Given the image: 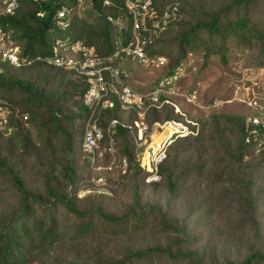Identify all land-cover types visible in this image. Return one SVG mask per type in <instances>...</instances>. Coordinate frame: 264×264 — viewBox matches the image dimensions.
Returning a JSON list of instances; mask_svg holds the SVG:
<instances>
[{
  "label": "trees",
  "instance_id": "trees-1",
  "mask_svg": "<svg viewBox=\"0 0 264 264\" xmlns=\"http://www.w3.org/2000/svg\"><path fill=\"white\" fill-rule=\"evenodd\" d=\"M72 1L18 0L14 13L1 16L0 24L11 29L28 59L48 54L59 35L108 54L112 30L105 15L115 9L92 0L82 17L71 13L59 25L57 11ZM169 4L176 5L174 18L147 49L169 58L177 47L166 73L186 50L202 47L204 59L210 54L223 58L229 35L248 46L254 42L264 52V0H154L157 10ZM85 88L83 80L44 62L20 68L0 62V107L9 110L0 127V264H264V157L244 144L240 115L210 114L203 122L206 130L197 121V132L174 141L184 144L171 148L158 164L159 181L151 183L144 182L146 171L134 160L131 133L117 124L113 138L127 159V170L116 180L106 178L107 192L79 195L80 187L92 186L80 149L81 128L74 125L83 113ZM174 115L172 106L164 104L150 109L146 119H176ZM102 116L106 121L117 111L106 110ZM189 139L196 144L192 148L185 145ZM203 172L208 177L197 188L201 192L183 186L186 179L202 178ZM156 191L165 198L154 199ZM177 200L185 206L172 216L168 204ZM210 207L220 211L217 220L230 225L232 235L248 236L245 242L236 237L232 244L246 243L243 256L233 255L241 246L211 254L199 246L194 226L186 221H192L191 215L196 222L206 218ZM210 216L205 223L208 239L220 228Z\"/></svg>",
  "mask_w": 264,
  "mask_h": 264
},
{
  "label": "built area",
  "instance_id": "built-area-1",
  "mask_svg": "<svg viewBox=\"0 0 264 264\" xmlns=\"http://www.w3.org/2000/svg\"><path fill=\"white\" fill-rule=\"evenodd\" d=\"M117 2L103 0L101 5L115 6L123 12L114 16L105 15V20L114 33L111 38L112 48L108 54L99 55L93 46L85 45L81 41L65 43L57 39L52 45V55L43 59L35 57L47 64L72 71L75 78L86 83L80 99L85 111L80 149L85 154L92 173L89 183L92 186L84 189L86 193L93 190L107 192L104 186L106 178L116 180L128 168L126 157L115 146L113 131L117 124L126 128L133 137L134 160L146 171L143 179L145 183L159 181L158 164L167 156L174 140L197 132V122L187 117L182 120L146 121V113L150 109L159 110L164 104L171 105L175 113L182 114L171 96L177 93L175 85L185 75L184 66L178 64L170 73L159 75L149 90L137 91L129 85L128 72L121 64L122 60L127 59L143 67L165 65L163 56L149 54L147 49L173 20L176 5H164L161 10H157L154 0ZM72 3L68 7L61 6L55 15L56 23L64 26V19L71 13L80 15L87 4L92 7V0H74ZM17 5L18 0H0V15L12 14ZM15 49L10 31L0 27V60L11 66L23 64L25 61L19 60ZM195 97L194 89L185 94L186 102L192 104ZM236 99L245 103L250 110V114L243 117V142L252 154L264 157V88H259L247 100L241 97ZM112 109L133 111L136 121L131 124L115 117L103 120L102 113ZM4 112L6 114V109L0 107L2 128L6 123ZM243 158L246 159L247 155ZM114 172L115 178L111 176ZM80 189L83 188L80 187L78 193L83 195Z\"/></svg>",
  "mask_w": 264,
  "mask_h": 264
},
{
  "label": "rangeland",
  "instance_id": "rangeland-1",
  "mask_svg": "<svg viewBox=\"0 0 264 264\" xmlns=\"http://www.w3.org/2000/svg\"><path fill=\"white\" fill-rule=\"evenodd\" d=\"M66 5L67 7L69 6V4ZM85 18L87 20H92V17L87 16L86 14ZM53 31L54 29L52 30V32ZM67 37L68 36L66 35H59V37L57 38L65 39ZM225 46L226 49L223 52V58L219 54H210L206 59H204V49L202 47H199L194 51L186 50V53L179 59L178 64L182 67H185V69L183 67L185 75L176 84V91H178L179 94L173 97V100L179 106V110L183 113L180 114L181 116L174 115V118L179 120H182L185 117L195 118L198 122H200V129L206 130V126L203 122L207 121L210 114L225 113L230 115H240L242 119L245 115L250 114V110L245 105V103H241L236 98L241 97L242 99L247 100L250 96L255 95L257 91H259V88H264V52L261 51L262 53H259L257 50L258 47L254 42H252L251 46H248L241 43L233 35L227 36L225 40ZM174 48L170 57L177 55L178 49L177 47ZM165 51L168 52L167 48L165 49ZM162 56H164L166 60V63L163 67H143L138 65L135 61L126 59L123 62L122 60L124 67L129 72V80L131 82V85L139 90H149L154 83V80L159 75L165 73L169 68L168 63L170 57L168 58L163 54ZM193 88L196 89V98L194 104H188L185 101V94L187 90ZM68 104L69 109L76 110V106L72 105L70 102H68ZM4 109H6L7 112L9 111L7 107H4ZM6 114L4 112V115ZM122 116L126 122H129L131 124L136 121V116L133 111L123 112ZM83 119L84 114L81 117H76L74 119V125L80 128L81 120ZM26 127L30 128V126L28 125ZM181 144L184 143L178 141L176 142V144H172L169 147L168 152H170L171 148H173L175 145ZM185 145L186 147L188 146L189 148H192V146L196 144L192 139H189L187 142H185ZM197 146L200 147L199 145ZM176 161L177 163H180V158H178V160L176 159ZM115 175L116 172H114V174H111V176L114 178ZM201 176L203 177L200 178L198 176V179H194V177L188 180L186 179L183 186L189 187L190 192H201L197 188L204 186L206 181L205 178L208 177L207 172H203ZM80 190H82L83 193H86L84 189ZM144 191L145 192L143 193V195L146 196L148 192L146 190ZM152 196L154 197V199H160L163 196L165 198L164 193L160 191H156L154 194H152ZM118 201L124 202V199H118ZM184 206L185 204L182 200L171 201L170 204H168L170 212L175 213L172 216L179 215ZM218 213H220V211L210 207L208 215H211L210 218L213 217L217 220L216 216L218 215ZM208 215L206 218H202L198 222H196V218L191 215L190 220L192 221L186 222H191L190 224L194 226L195 234H197L198 238H200L199 246H206L203 248L209 254L213 252L219 253L221 250H224L227 253V249L240 247V243H238L240 244V246H237V244L236 246L232 245L233 243H235L234 238L236 239V237L240 241L242 239L243 242H245L248 236L240 238L239 236L232 235V232L230 231L232 227L226 222L224 224H220L218 220L217 222L219 223V229L222 231H220L219 229H216L213 232L211 231V236L208 239L206 236L208 229L205 224L208 223ZM222 220H225V214L223 215ZM220 232H222V235L220 234ZM227 234L231 236L233 241L225 239ZM251 246L252 243L250 247ZM245 247L246 243H243V247L241 246L242 249L236 253H233V255L236 257L240 255L243 256ZM205 260L207 259H204V261Z\"/></svg>",
  "mask_w": 264,
  "mask_h": 264
},
{
  "label": "clouds",
  "instance_id": "clouds-1",
  "mask_svg": "<svg viewBox=\"0 0 264 264\" xmlns=\"http://www.w3.org/2000/svg\"><path fill=\"white\" fill-rule=\"evenodd\" d=\"M66 1V0H65ZM102 1L103 0H101V2H100V7L101 8H107V9H115V14H111L112 16H114V15H116L117 13H119V14H123V12H122V10H121V8H116L115 6H101L102 5ZM113 3L115 2H117L118 0H111ZM73 2V1H72ZM73 4V3H72ZM72 4H70V5H72ZM118 4V2L115 4V5H117ZM64 5H66V4H64ZM18 6V5H17ZM67 6V5H66ZM16 10V9H15ZM14 10V11H15ZM14 13V12H13ZM12 13V14H13ZM12 14H5V15H12ZM107 15V14H106ZM1 16H4V15H0V17ZM79 17H82V15H81V13H80V15H78ZM0 27H2L3 29H8V31H10V38H11V42H12V46L13 47H15L16 49H15V52H16V54H17V56L19 57V60H24L25 62L23 63V64H21V65H19V66H11V65H9L7 62H5V61H2V60H0V62H3L4 64H6L7 66H9V67H13V68H20V67H22V66H25V65H27V64H30L32 61H40V62H44V63H46L44 60H40V59H35V57H39V58H45V57H47V56H50V55H52V51H51V49H52V45H53V43H54V41L55 40H60V41H63V42H65V43H70V42H74V41H81V40H79L78 38H73L72 36H68L67 38H65V39H59V38H55L54 40H53V42L51 43V45H50V48H49V52H48V54H46V55H35V56H33L31 59H28V58H26L25 56H22L21 55V47H20V43L15 39V38H13V34H12V31H11V29H9L8 27H5V26H3V25H1L0 24ZM112 30V29H111ZM166 30V29H165ZM164 31V30H163ZM113 35H114V33H113V31L111 32V36L113 37ZM160 36V35H159ZM111 37V38H112ZM82 42V41H81ZM83 43V42H82ZM84 44V43H83ZM85 45H87V44H85ZM91 46V45H90ZM158 55V54H157ZM162 56V55H161ZM164 57V56H163ZM29 61V62H28ZM28 62V63H27ZM124 62V61H123ZM123 62L121 61V64H122V66H123V68L125 69V70H127L125 67H124V65H123ZM47 64V63H46ZM47 65H50V66H52V67H55V66H53V65H51V64H47ZM55 68H58V67H55ZM58 69H61V70H63V71H66V72H70L71 74H72V77L73 78H75L74 77V75H73V72L72 71H69V70H64V69H62V68H58ZM128 72V71H127ZM165 74H166V72H165ZM76 79H79V78H76ZM130 75H129V72H128V83H129V85L130 86H132L131 85V82H130ZM82 80V79H81ZM84 81V80H83ZM177 84V83H176ZM153 85V84H152ZM133 87V86H132ZM133 88H135V87H133ZM175 90H177V85H175ZM137 89V88H136ZM194 89V88H193ZM190 90H192V89H189V90H187V92L186 93H188ZM195 91H196V89H194ZM179 93H178V91H177V93H175V94H173L172 96H171V100L174 102V100H173V97H175V96H177ZM196 98V97H195ZM80 99H81V97H80ZM186 101V100H185ZM80 103H81V101H80ZM175 103V102H174ZM188 104H192V103H189V102H187ZM176 104V103H175ZM194 104V103H193ZM81 107H82V110H83V113H82V115L84 114V116H85V111H84V108H83V106H82V104H81ZM173 108V107H172ZM113 110V109H112ZM116 110V109H115ZM106 111V110H105ZM109 111H111V110H109ZM117 111V116H115V118H118V119H123L124 120V118H123V116H122V111H118V110H116ZM173 112H174V110H173ZM175 113V112H174ZM183 113V112H182ZM177 114V113H176ZM179 115V114H178ZM184 115H185V113H184ZM179 116H181V115H179ZM146 117H147V113H146ZM112 118V117H111ZM188 118V117H187ZM189 119H192L193 121H196L197 122V120L195 119V118H189ZM156 120V119H155ZM164 120H168V119H164ZM146 121L148 122V120L146 119ZM163 121V120H162ZM82 123H83V120H81V125H80V136H82ZM242 128H243V119H242ZM181 138V137H180ZM175 141V140H174ZM174 141H173V143H174ZM80 143H81V137H80ZM133 143H134V140H133ZM172 143V144H173ZM134 148H135V144H134ZM88 166H89V162H88ZM90 170V169H89ZM92 173H91V170H90V175H91Z\"/></svg>",
  "mask_w": 264,
  "mask_h": 264
}]
</instances>
